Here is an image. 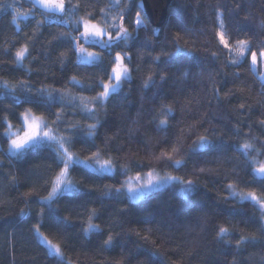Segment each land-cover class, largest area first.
<instances>
[{"label": "trees", "instance_id": "1", "mask_svg": "<svg viewBox=\"0 0 264 264\" xmlns=\"http://www.w3.org/2000/svg\"><path fill=\"white\" fill-rule=\"evenodd\" d=\"M66 2L69 10L57 16L37 9L28 0H0V82H7L17 96L25 94L21 81L34 94L44 88L85 98L95 95L69 78L76 76L85 86L93 83L98 74L103 75L102 67H107L111 56L103 52L106 59L100 67L80 64L72 37H78L83 29L78 31L75 22L88 19L110 30L109 25L119 22L116 18L121 13L111 0ZM70 5L79 7L73 11ZM21 10L29 15L19 17ZM137 11L140 9L133 8L122 22L135 38L129 47L115 49L131 53V61L125 60L132 70L131 81L112 95L106 113L96 105L102 126L95 146L81 133L65 131V123H95L70 104L55 102L45 109L35 104L17 105L11 96L0 99V118L7 117L13 130L20 131L17 116L30 108L36 115L44 114L57 134L73 136L74 143L69 146L80 157L87 159L99 152L100 158L111 160L119 169L114 173L83 168L70 172L71 180L83 190L61 198L55 206L58 215L68 218L65 225L49 215L40 199L48 194L45 182L59 171L54 153L36 151L17 159L8 152V143L0 139V264H57L39 242L34 232L37 224H41L40 233L60 245L75 264H264L259 207L232 198L225 187L233 184L237 190L255 191L264 199V185L259 178L252 182L253 173L237 147L238 142H250L264 156V90L250 70V58L239 68L232 66L217 36L219 14L229 43L248 40L251 50L259 54L264 50V0H172L158 36L143 12L140 14L149 28L135 34L129 15L134 17ZM13 16H18L19 26ZM75 43L101 52L83 39ZM177 43L191 49V55H162L174 52ZM25 45L26 58L17 64L15 53ZM157 55L161 59L153 62ZM149 74L155 83L144 89ZM161 75L167 79L161 81ZM84 102L88 103L87 99ZM165 104L173 109V115L161 109ZM62 108L64 123L53 125L56 117L51 113ZM160 119L168 120L166 129L158 128ZM3 130L0 127V132ZM199 137H207L213 147L195 150ZM164 152L185 163L173 165ZM153 169L193 181L195 191L185 197L175 185L140 200L130 199L123 189L130 173ZM104 185L120 191L105 196ZM29 192L35 194L26 197ZM92 209L97 211L93 219L102 232L86 235L82 227H86ZM218 226L228 227L230 234L219 238ZM109 234L115 237L114 244L105 247ZM242 236L247 242L237 247ZM153 250L158 255L149 259Z\"/></svg>", "mask_w": 264, "mask_h": 264}, {"label": "snow or ice", "instance_id": "2", "mask_svg": "<svg viewBox=\"0 0 264 264\" xmlns=\"http://www.w3.org/2000/svg\"><path fill=\"white\" fill-rule=\"evenodd\" d=\"M34 4H40L48 11L53 13H63L67 12L69 8L65 6V0H33ZM112 5L117 7L120 10L121 15L116 18L119 22H113L109 25L110 30L105 27L100 26L99 24H93L91 20L84 21L83 18L76 20L77 30L79 31L82 27V31H79V36H73L74 41L73 49L77 52V61L84 66H93L100 67L103 66L106 57L103 55V52L109 53L111 59L108 60L107 67H102L103 75H97L93 83L85 86L84 81L77 79L76 76H71L69 78L70 82L74 85L88 90L94 91L95 95L92 97H82L79 95H70L66 90L61 89H51L47 90L44 88L37 89V92L34 94L31 91V88L23 81V90L24 96H17L15 90L11 88L7 82H0V99L11 96L17 105L22 104H35L39 107L49 109L51 105L55 102H59L62 105L70 104L75 111L79 109L80 113L85 114L88 119H92L95 123L92 124H81L80 122L76 123H65V131L71 133H81L83 136L87 137L91 141L92 146H95V140L98 135V129L102 126L101 117L96 110V105H99L104 112H107L106 105L109 99L113 94L118 93L126 83L131 81L132 70L128 67V64L125 63V60L131 61V53H121L120 51H115L116 48H127L129 47V41L134 39L132 32H129L128 28L123 26V21L125 15L129 14L133 8H139L140 11L135 12V16L132 17L129 15V22L134 26L135 34L139 35V31L143 28L145 31L148 30L149 25L145 22L144 17L141 16V12H146L149 0H111ZM71 9L76 10L79 5H70ZM103 11V10H101ZM27 15V14H24ZM91 15V14H89ZM94 19V17H93ZM13 20L18 21V16H13ZM218 24L221 30L217 32L220 45L223 49L227 50L229 62L232 66L239 68L242 64L249 61L250 58V70L256 75L259 80L262 90H264V74L260 73L257 68L258 64V55L256 51H252L253 45L250 41L245 39H239L230 44L228 39L225 37L223 31V21L219 18L218 14ZM261 26L264 27V21L261 22ZM153 34H157L159 29H152ZM62 36L68 35L71 36V33L65 34L61 33ZM179 38V34H177ZM83 39L85 42L90 43L92 46H98L101 48V52H89L83 45L75 43ZM192 50L187 48H182L177 43L175 51L172 53H162L165 56H174L180 53H187L191 55ZM28 53V48L25 45L21 47L15 53V61L17 64H22ZM215 56V54H213ZM234 57V58H233ZM259 57L264 59V50L259 52ZM161 56L157 55L153 57V62L159 61ZM31 71L30 69L28 70ZM183 75L186 77L187 72H184ZM106 77V79H105ZM167 79L166 75H161L160 80L163 81ZM153 75L149 74L143 81L142 87L144 89L149 88L154 84ZM97 89H100L97 91ZM55 93V95H53ZM87 99L88 103L92 104V107H88V103L84 101ZM243 107V105L241 106ZM161 109H167L169 115H173V109L165 104L161 106ZM55 115L56 120L52 121L53 125L59 126L61 123H64V111L63 108L60 111L51 113ZM17 118L20 120L21 128L20 131H13V126L7 120V117L0 118V127H3V131L0 132V139L5 140L8 143V152L15 156L17 159H23L26 154L36 152V151H48L50 150L54 153L56 167L59 171L55 174L53 178L46 181L48 194L40 199L44 202L45 208L49 210V215L54 217L58 223H63L67 225L68 218L58 215V209L55 207L61 198L66 196H73L74 194L80 193L83 189L82 187L74 183L69 179L70 172L78 170L80 168L90 169L96 172H113L119 171L111 160H101L99 158V152H94L87 159H81L78 156H74L73 153L69 150L67 145L74 143L73 136H64L57 134V129L50 126L44 114L36 116L32 109L26 108L24 112L19 113ZM264 123V121H262ZM158 128L166 129L169 126L167 119L158 120ZM237 135H239L237 133ZM107 143V138H105ZM213 147L212 141L207 137H199L198 142H194L193 148L195 150L211 148ZM240 154L245 158L246 164L248 165L249 170L253 173V181L256 182L259 178V183L264 185V163L257 161L254 157L251 156V152L255 150L259 153L258 149H254V145L249 142H243L237 144ZM175 151V148H173ZM173 165H182L185 163L183 160H173L172 156L167 152L162 153ZM259 163L258 168L253 167V165ZM120 168H123L121 165ZM203 171V169H201ZM126 172V169H125ZM151 177L152 173H148ZM137 179H139V174H137ZM178 177L166 176L163 178H157L156 184L161 182H168L172 180H178ZM153 180L149 179L148 184L142 186L143 190H151L153 186ZM186 184V187L183 189L185 194H190L195 191V184L193 181L183 182ZM229 189V195L232 198H238L240 201H252L254 205L259 207L261 213V229L264 230V199H261L257 196L255 191L249 192H237L234 190L233 184L225 185ZM104 192L102 193L105 196L110 195L113 190L119 192L120 189H112L108 185H104ZM35 193L29 192L26 193V197H31ZM141 195L144 194L143 191L140 192ZM38 195V194H37ZM222 199L227 200V197H222ZM22 214L24 210H21ZM44 212L41 210L39 213V218L41 221L44 220ZM97 216V211L92 209L89 213L86 227H82V232L86 235H91L93 232H102V229L98 224L92 222L93 218ZM41 224L34 226V232L36 233L39 242L42 246L45 247L47 254L54 258L57 261V264H72L70 260L64 255L61 250L60 245L54 244L52 241L44 237L39 229ZM230 234V230L226 226H218L217 236L223 238L226 235ZM139 235V234H138ZM147 239V237H144ZM115 237L111 234L107 235V238L104 240L105 247H111L114 244ZM247 242L246 239L242 236L240 241H237V247L240 244ZM158 255L156 251L149 252V259L152 256ZM141 264H147V262H141Z\"/></svg>", "mask_w": 264, "mask_h": 264}, {"label": "rangeland", "instance_id": "3", "mask_svg": "<svg viewBox=\"0 0 264 264\" xmlns=\"http://www.w3.org/2000/svg\"><path fill=\"white\" fill-rule=\"evenodd\" d=\"M24 14H27V15H24ZM29 14L27 12H25L24 10H21L20 13H19V17H26L28 16ZM17 25L19 26L20 25V22L19 20H15ZM84 21H89L88 19H84ZM93 24H99L100 26L102 27H105L103 26L102 24L98 23V22H94V21H91ZM106 28V27H105ZM85 47V46H84ZM89 52H98L97 50H94V49H90V48H87L85 47ZM258 55V64H257V68L258 70L260 71V73L264 74V59H261L259 57V54ZM234 58V57H233ZM36 115V114H35ZM36 116H40V115H36ZM48 121V120H47ZM13 131H18V130H13ZM250 143V142H249ZM252 144V143H251ZM66 147L69 148V150L73 153L74 156H78L79 158L81 159H85V158H82L80 157L75 151H73L69 145L66 144ZM254 149H257L255 146H254ZM259 150V149H258ZM260 151V150H259ZM251 156L254 157L257 161L261 162V163H264V156H262L259 153H257L255 150H253L251 152ZM100 158V157H99ZM102 161L104 159L100 158ZM260 166L259 163L255 164L254 167L255 168H258ZM151 172L152 175L151 177H149L148 173ZM147 173H130V175L128 176L124 186H123V189L124 191L127 193L126 195L132 199V200H140L142 199L143 197H145L147 194H149L150 192H153L155 190H158V189H161V188H164V187H167V186H175V185H178L181 192L183 193V195L185 197H189L190 194H185V192L183 191V189L186 187V184L183 183V182H186V181H189V180H185L183 179L182 177L180 176H177V175H173V174H170L168 172H165V171H162L160 169H153L151 171H149ZM111 173H114L111 172ZM137 174H139V179H137ZM166 176H171V177H178L179 179L178 180H172V181H168V182H161L159 184H156V180L157 178H163V177H166ZM69 179H71L69 177ZM149 179H152L153 180V186L151 187V190H143L142 186L144 185H147L148 184V181ZM234 190L237 191V192H243V191H240V190H237L235 187H234ZM143 191L144 194L141 195L140 192ZM258 196V195H257ZM259 197V196H258ZM261 198V197H260ZM262 199V198H261ZM92 222L94 224H97L94 219L92 220ZM45 237V236H44ZM55 244V243H54Z\"/></svg>", "mask_w": 264, "mask_h": 264}, {"label": "water", "instance_id": "4", "mask_svg": "<svg viewBox=\"0 0 264 264\" xmlns=\"http://www.w3.org/2000/svg\"><path fill=\"white\" fill-rule=\"evenodd\" d=\"M32 3L33 6H35L37 9L53 14V15H57V16H64L66 14V12L60 13H53L48 11L46 8H44L43 6H41L40 4H34L33 0H28ZM172 0H149L148 3V7H147V11L143 12L145 17L147 18V20L150 22L152 28H156L159 29L158 33L155 34L156 36H158L167 20V16H168V10H169V6L171 4ZM65 6L67 7V2L65 0ZM123 54V53H122ZM75 264V263H72Z\"/></svg>", "mask_w": 264, "mask_h": 264}]
</instances>
